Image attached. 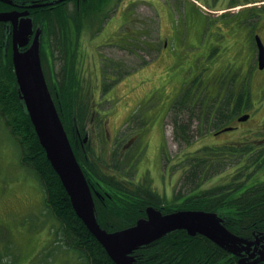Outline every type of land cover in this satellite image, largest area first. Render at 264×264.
I'll list each match as a JSON object with an SVG mask.
<instances>
[{
	"label": "rangeland",
	"instance_id": "374dc122",
	"mask_svg": "<svg viewBox=\"0 0 264 264\" xmlns=\"http://www.w3.org/2000/svg\"><path fill=\"white\" fill-rule=\"evenodd\" d=\"M232 1L197 0L211 13L206 17L209 19L205 24L199 19L190 29L185 19L189 8L184 14L182 7H187V3L182 0V4L178 5L179 10L173 8L171 30H159L157 22L160 18L154 13V7L143 2L133 8L135 15L130 25L136 36H130L128 40L134 42L128 41L121 51L118 48L113 51L99 48L103 36L108 41L115 31L116 20H111L109 13L115 8H98L105 11L109 19L104 35L100 33L95 36L102 16L94 19L92 13L83 19L76 46L78 50H75L77 57L73 61L77 65L82 91L83 99L80 101L86 108L90 106L91 111L87 114L93 117L85 119L83 139L89 142L83 146L84 150H92L90 157L95 159L102 173L113 178L115 183L123 184L130 190L145 186L166 199L165 203L173 204L172 195L184 193L183 176L192 162V156L207 154L204 147L242 141L248 134L247 130H254L264 120V69L261 72L256 70V60L251 58L254 49L246 40L250 35L251 38L253 34L259 35L264 27V18L248 20L243 13L251 7H263L264 1L245 8H229ZM121 2V8L128 4V0ZM151 2L155 3V0ZM168 2L172 8L174 1ZM248 17L251 18V15ZM119 30L123 31L124 27ZM27 31L33 32L32 25ZM159 32L169 40L163 43L164 50L161 53L157 50L144 52L147 50L141 45L142 42L156 49L162 48L163 39H160ZM60 38L61 35L53 47H59ZM96 49L102 53V57ZM103 57L116 59L118 69L111 73L107 70L100 73L99 67L103 68L102 64L105 63ZM144 62L149 63L147 67L151 66L145 73L148 79L146 84L137 87L130 82L121 83L122 76L119 77V74L127 72L124 78L128 75L130 79L134 69ZM59 69V61H55L56 77H59ZM105 75L118 76L117 81L111 77H107V81ZM102 81L107 88L105 93H102L105 88ZM183 84L188 90L189 105L192 106L188 112L170 108L176 97L182 99L178 91ZM241 89L245 93L249 91L250 95L249 100L246 96L242 99L245 111L239 115L249 114L250 118L243 124H236L239 126L237 133L229 131L214 136L216 129L208 125L211 113L221 105L228 110L230 105L236 104L237 96L243 94ZM233 93L237 94L231 99ZM235 118L233 116L224 127L232 126ZM179 125H188V143L182 139L176 140L181 136ZM130 138L133 142L128 145ZM124 144L128 146L125 150L122 149ZM19 155L17 146L0 124V255L3 256L0 264H37V251L47 256L49 264H80L73 263L71 256L75 255L72 252L56 250L57 244L49 247L55 239L57 221L48 215L42 188L37 179L20 166ZM238 155L229 157L228 164L242 168V163L236 162ZM241 160L245 159L241 157ZM236 169L234 165L229 171L225 169L221 174V183L229 181L223 179L227 171L232 174ZM215 181H207L204 189Z\"/></svg>",
	"mask_w": 264,
	"mask_h": 264
},
{
	"label": "trees",
	"instance_id": "16d2710c",
	"mask_svg": "<svg viewBox=\"0 0 264 264\" xmlns=\"http://www.w3.org/2000/svg\"><path fill=\"white\" fill-rule=\"evenodd\" d=\"M263 1L233 0L229 8ZM251 8L243 12L248 20L264 18V6L259 9ZM250 15L251 18L248 17ZM81 20L79 12L76 10L70 12V23L63 22L62 31L65 30L67 33V26L74 24L81 28ZM252 28L254 29V27ZM56 31H59V28L58 30L53 29L52 34H56ZM250 36L254 46L253 38ZM106 38L104 35L102 41H106ZM8 43L7 30L0 24V124L20 152V166L31 173L42 188L48 215L57 221L55 239L49 247L53 248L54 244H57L56 250L63 249V251L72 252L75 255V257L71 256L73 263L115 264L75 214L60 179L46 158L18 91ZM71 43L70 38V46ZM146 50L144 52L151 53L153 48L148 47ZM76 57V53L71 50L62 59L61 51H59L57 61L63 62V64L60 66L59 77H55V89L47 80L49 77L45 68L44 71L47 88L54 101V111L58 114L70 141L80 171L93 197L97 223L103 230L115 232L130 228L139 219L144 218L147 207H153L162 214L177 210L216 213L222 219L228 232L238 238L253 239L257 235L264 234V147L256 155L244 158L238 155L236 162L242 163L243 167L238 168L236 164H233L237 169L232 174L227 173L233 166L229 165L228 161L229 157H236L230 153L237 152L239 146L230 149L224 147L223 144L216 147H204L203 150L207 151V154L202 157H191L192 162L188 165L183 176L184 193L176 194L173 204L165 203L164 198L145 186L135 187L131 191L125 188V185L115 183L113 178L102 173L95 159L90 157L92 150H87L88 157H85L80 139H83L84 136L85 119L90 120L93 117L87 114L91 111L90 106L86 108L80 101L83 99L82 91L79 88V79L75 70L76 63L73 62ZM68 61H71V68L65 63ZM104 64H102L103 67ZM145 66L144 62L139 68ZM126 73L119 74V77L122 76L120 81L123 84L132 82V76L130 79H128V75L124 78ZM106 77L105 75L104 79ZM116 77L118 78V76ZM108 85L110 86V84ZM103 87L105 88L102 89V93H105L107 91L105 83ZM187 92L183 89L182 99L175 101L171 108L190 111L192 106L189 105L190 98L186 94ZM235 94H232L231 99ZM243 96L248 98L249 92L245 93L244 91L243 94L237 96L236 104L234 103L233 107H229L228 110L227 108L223 109L224 105H221L214 113H211L208 125L216 130L222 129L233 116L236 117L245 111V106L242 105ZM84 100L88 103L86 98ZM178 129H180L181 136L176 140L182 139L188 143L190 140L188 125H179ZM241 157L245 159V162L241 160ZM246 162L250 164L247 165ZM250 168L254 170H249ZM225 169L228 171L223 179L229 181L221 183V174L226 171ZM212 180H216L214 182L216 184L204 189L203 185ZM248 256L249 254L242 251L238 255L233 254L202 235L189 236L185 230H176L165 234L133 252L134 264H258ZM2 257L0 255V263ZM46 257L43 252L37 251L35 260L37 264H49Z\"/></svg>",
	"mask_w": 264,
	"mask_h": 264
},
{
	"label": "water",
	"instance_id": "95a60500",
	"mask_svg": "<svg viewBox=\"0 0 264 264\" xmlns=\"http://www.w3.org/2000/svg\"><path fill=\"white\" fill-rule=\"evenodd\" d=\"M13 22L12 29V62L19 92L34 127L39 143L62 186L69 196L71 206L77 217L102 246L106 254L115 264H134L131 253L163 235L175 231L186 230L189 235L200 234L225 250L238 255L243 248L239 246L246 240L231 235L221 224L216 214L201 211H179L166 216L152 208L146 210V220H139L134 227L109 233L97 223L91 193L79 165L72 153L57 114L51 104L44 79L41 75L37 46L22 56L18 46L26 41L28 32H21L11 13H0V21ZM20 34V38H19ZM258 47V65L264 67V47L256 38ZM246 119V118H244ZM248 252V249H247ZM253 258V254L248 256ZM264 258H260L259 261ZM258 261V259L256 260Z\"/></svg>",
	"mask_w": 264,
	"mask_h": 264
},
{
	"label": "flooded vegetation",
	"instance_id": "af4514ba",
	"mask_svg": "<svg viewBox=\"0 0 264 264\" xmlns=\"http://www.w3.org/2000/svg\"><path fill=\"white\" fill-rule=\"evenodd\" d=\"M121 0H0V13L2 12H7V13H13V15H16L17 17V22L20 23L23 21V26H28V24L31 26L32 24V29L33 32L35 29H39L41 31V46L42 44V34H47L48 29L50 28V25L52 24V20L56 17L58 20L63 19L65 23L69 21V10L71 9L70 6L72 7L71 11H74L73 8H78L79 10H84L85 8H115L113 19L116 20V27H115V35L113 33V36L111 39L108 40V42H104L103 44H100L99 47L107 50L113 51L114 49H117L119 47L118 41L123 40L124 42L121 44H126L128 41V38L131 35V31L129 28H127L124 32H120L119 28L120 27H128L131 22H133V11L132 8H136L139 4H142L145 2V5H151L154 8L160 7H166L164 4V1H159L155 0V3L157 4L155 6V3L148 2L147 0H128V4L124 5L123 8H121L122 2L119 3ZM179 3V0H177ZM124 3V2H123ZM150 3V4H148ZM93 4V7H92ZM119 8V10H118ZM69 9V10H68ZM59 10V12L55 13V11ZM100 10V9H99ZM105 12V11H104ZM107 12V11H106ZM126 13V14H125ZM6 27L11 28L13 23L11 21L4 23ZM3 25V24H2ZM264 26V23H263ZM262 26V27H263ZM261 27V28H262ZM260 28V29H261ZM259 35L262 38V41L264 43V27L259 31ZM45 43V41H44ZM78 43V41H77ZM77 44L74 46V49L77 51L78 49L76 48ZM73 50V46H72ZM21 53H25L27 51V48H21L20 49ZM42 51V47L40 52ZM44 55L42 56L41 53V66L43 67L42 69L44 70V67L47 71V73L51 76L52 82L54 83V67L51 62V53H50V48L46 44L44 46ZM97 52V49H96ZM95 55L92 56V59ZM105 60L104 67H99L100 73H102V69L111 72H115L116 69H118V62L116 59H108V58H103ZM233 103V102H232ZM234 105V103L232 104ZM230 105V107H233ZM250 118V117H249ZM238 118H236L235 122L233 121L231 128V133H237L239 126L236 124H240L237 121ZM245 123V122H243ZM241 123V124H243ZM248 134H246L243 138L242 141L234 142V141H228L224 142L223 146L227 147V149L233 148L235 146H239L238 151L235 153H230V155H236L239 153V156H251V155H256L258 152L261 151L262 147H264V120H261V123L259 127H255L254 130H247ZM87 143L89 140L86 141ZM128 145L133 142V139L130 138L127 140ZM86 143V144H87ZM128 146L123 145L122 149H126ZM83 152V146H82ZM85 157L86 156V153ZM244 161V160H243ZM245 162V161H244ZM243 164H241L242 166ZM261 246L264 249V244L258 245L254 252H257V248ZM258 264H264L263 262H259Z\"/></svg>",
	"mask_w": 264,
	"mask_h": 264
},
{
	"label": "crops",
	"instance_id": "0c3cea01",
	"mask_svg": "<svg viewBox=\"0 0 264 264\" xmlns=\"http://www.w3.org/2000/svg\"><path fill=\"white\" fill-rule=\"evenodd\" d=\"M163 1L165 3V0H163ZM184 1L187 3L186 8H189V11L186 8H182V10H184L185 13L187 10V12H188V15L186 13L187 22H188V25L190 26V29H192L194 26L193 23H195L199 19L204 20L205 16H203V14L199 11V8H196V5H193L192 2H190L188 0H184ZM195 2L197 4H199L197 2V0H195ZM156 5L157 4L155 3V6ZM152 9H153L154 13L160 18L159 22H157L158 23L157 28L159 30H161V29L163 30V28H165V30H166V28L171 30L172 28L170 27V24L174 21V17H173L174 11L169 7H160V6H158V8H152ZM176 9H178V8H176ZM162 18H164V19L162 20ZM163 22H164V24H163ZM159 34H160L159 37L161 36L160 39H163L165 41V43H167L169 41L168 39H165L166 36L164 34H161L160 32H159ZM179 41L181 42V37H180ZM147 45H148L147 47H149V48H151L153 46L149 43ZM149 68H151V66H149V67L145 66V67H142V68L135 70L133 72V74L131 75L132 76V78H131L132 82H130V84L131 83L136 84L137 87L143 86L144 84H146L148 82V79L146 78L145 73H146L147 69H149ZM137 106H139V105H137Z\"/></svg>",
	"mask_w": 264,
	"mask_h": 264
},
{
	"label": "bare ground",
	"instance_id": "6f19581e",
	"mask_svg": "<svg viewBox=\"0 0 264 264\" xmlns=\"http://www.w3.org/2000/svg\"><path fill=\"white\" fill-rule=\"evenodd\" d=\"M18 28V30L20 31V32H28L27 31V29L29 28V24H28V26H19V27H17Z\"/></svg>",
	"mask_w": 264,
	"mask_h": 264
}]
</instances>
